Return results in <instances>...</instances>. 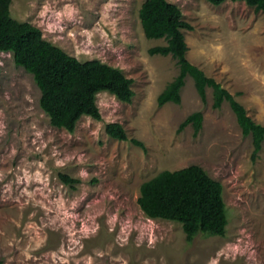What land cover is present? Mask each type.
I'll list each match as a JSON object with an SVG mask.
<instances>
[{
  "label": "rangeland",
  "instance_id": "1",
  "mask_svg": "<svg viewBox=\"0 0 264 264\" xmlns=\"http://www.w3.org/2000/svg\"><path fill=\"white\" fill-rule=\"evenodd\" d=\"M146 0H12L11 16L81 62L99 60L133 80L131 103L97 95L101 120L84 116L73 133L53 127L33 75L0 53V260L4 264H264V142L253 161L225 102L213 108L187 77L181 103L158 97L179 73L172 56L149 50L139 10ZM183 20L188 61L214 78L264 126V12L245 2L168 0ZM240 94V95H238ZM204 116L195 135L179 127ZM119 123L128 141L105 131ZM144 143L145 149L131 140ZM198 165L219 181L227 236L186 241L181 224L146 217L140 187L160 172ZM80 182L65 185L59 175Z\"/></svg>",
  "mask_w": 264,
  "mask_h": 264
},
{
  "label": "trees",
  "instance_id": "2",
  "mask_svg": "<svg viewBox=\"0 0 264 264\" xmlns=\"http://www.w3.org/2000/svg\"><path fill=\"white\" fill-rule=\"evenodd\" d=\"M205 1L214 6L227 1L245 2L256 12H264V0ZM11 4L12 0H0V53H11L16 66L33 75L41 92L40 107L53 127L73 133L84 116L101 120L97 104V95L101 92H109L124 103L132 102L134 82L120 69L99 60L79 61L45 40L40 28L14 19ZM139 19L147 39H165L167 42L166 45L151 48L149 54L172 55L179 68L178 75L159 95V106L170 102L181 103V91L187 77L193 79L203 103L207 102V89L211 88L213 108L218 110L225 102L229 103L243 136L252 137V160L255 161L262 150L264 126L248 115L235 95L188 61V46L183 31H192L193 26L183 20L181 9L168 0H146L139 10ZM1 73L0 68V78ZM203 120V113L195 112L181 123L179 132L192 125L197 135L203 128ZM105 131L115 140L128 141L127 132L119 123L107 124ZM131 142L145 149L141 141L132 139ZM59 177L73 189L80 182L63 173ZM138 205L149 219L181 224L188 243L199 235L227 236L229 216L223 186L198 165L176 171L165 170L145 181L140 187ZM0 264H4L2 260Z\"/></svg>",
  "mask_w": 264,
  "mask_h": 264
}]
</instances>
